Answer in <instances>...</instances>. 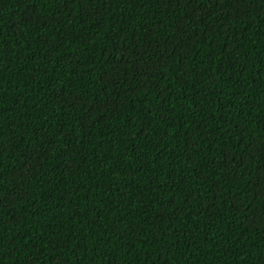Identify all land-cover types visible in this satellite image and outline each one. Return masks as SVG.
<instances>
[{"label":"trees","instance_id":"1","mask_svg":"<svg viewBox=\"0 0 264 264\" xmlns=\"http://www.w3.org/2000/svg\"><path fill=\"white\" fill-rule=\"evenodd\" d=\"M0 264H264V0H0Z\"/></svg>","mask_w":264,"mask_h":264}]
</instances>
